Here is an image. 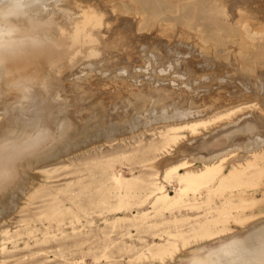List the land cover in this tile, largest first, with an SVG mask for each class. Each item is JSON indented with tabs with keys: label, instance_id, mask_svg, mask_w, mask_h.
Returning <instances> with one entry per match:
<instances>
[{
	"label": "rangeland",
	"instance_id": "rangeland-1",
	"mask_svg": "<svg viewBox=\"0 0 264 264\" xmlns=\"http://www.w3.org/2000/svg\"><path fill=\"white\" fill-rule=\"evenodd\" d=\"M37 1L0 17L32 36L0 53V264H264V60L187 0ZM218 4L264 32V0Z\"/></svg>",
	"mask_w": 264,
	"mask_h": 264
},
{
	"label": "bare ground",
	"instance_id": "bare-ground-1",
	"mask_svg": "<svg viewBox=\"0 0 264 264\" xmlns=\"http://www.w3.org/2000/svg\"><path fill=\"white\" fill-rule=\"evenodd\" d=\"M37 0H0V17L8 15L9 13H11V16H12V13L14 12L15 14H18V17H19V14L22 12V14L25 16V14L23 13V11H25V9L27 8H31V9H36L35 7H37L39 4H41L42 2L41 1H37ZM43 1V0H42ZM136 2H140L143 7H144V10L146 9L147 13H149L150 10L152 9H155V4L157 5L158 3H153L155 0H135ZM221 3L223 2V0H187L185 3H182L181 4V7L183 9V14L182 15V18L181 20H183L186 24H188L189 26H194L198 23V21H201L202 19L203 20H207L208 21V25L209 24H212L213 26H215L221 35H224L225 36H229L232 37V36H240V41L239 42V45L240 46V53H241V57L242 60L245 59V60H252V59H260V60H264V41L262 40V38H264V32L263 31H256L254 30L251 26H249V24H244L243 20L244 19L243 17L244 16H240V20L238 22H236L235 25H232V24H229L228 21H222V17L225 15V14H221L220 13V9L222 7V5H219L218 3ZM156 2V1H155ZM157 2H159L157 0ZM162 2V1H161ZM237 2V1H236ZM248 2V1H247ZM259 2V1H258ZM45 3V2H44ZM163 3V2H162ZM262 3V1H261ZM135 4V3H134ZM140 4V5H141ZM257 4V3H256ZM43 5V3H42ZM224 5V4H223ZM261 5V4H259ZM258 5V6H259ZM129 6V5H128ZM160 6V4H159ZM158 6V7H159ZM162 6V5H161ZM160 6V7H161ZM39 7V11L40 9H42V13L45 11L44 9V6H41L40 5L38 6ZM76 7V6H75ZM139 7V6H138ZM225 7V5L223 6ZM264 7V6H263ZM25 8V9H24ZM78 8V7H77ZM91 8V7H90ZM142 8V6L140 7ZM260 8V7H259ZM23 9V11H22ZM44 9V10H43ZM162 9V8H161ZM242 9V8H241ZM246 9V8H244ZM30 10V9H28ZM82 10H86L85 8H82ZM88 10V9H87ZM86 10V11H87ZM143 10V8H142ZM159 10V9H158ZM250 10V9H249ZM255 10V9H254ZM85 11V12H86ZM90 11V10H89ZM243 11V10H242ZM26 12V11H25ZM224 12V11H223ZM37 15L39 14L38 12H36ZM46 13V12H44ZM146 13V12H145ZM216 13H220L221 15V18L220 17H215V14ZM226 13V12H225ZM34 14V13H33ZM217 14V15H218ZM240 14V13H239ZM251 14V13H250ZM257 14V13H256ZM22 15V16H23ZM26 15H27V12H26ZM43 15V14H42ZM95 14H91L88 12V13H85L84 14V20L81 22L82 26H83V23H84V28L82 29L81 31V28H80V25L77 23L76 25V28L75 30L73 31V33L71 35H73L76 40L74 42H76L78 44L77 41L81 42L84 40V41H89L91 39L90 35L88 36L86 34V30L90 29V27H98V25L100 24V18L99 17H95L94 16ZM244 15V14H243ZM16 16V15H15ZM22 16L20 17V20H22ZM35 16V15H34ZM40 16V14H39ZM83 16V15H82ZM251 16V15H250ZM249 16V17H250ZM26 18L24 19V22L25 20H29V18H27V16H25ZM41 17V16H40ZM46 17V16H45ZM44 17V18H45ZM226 18V16H224ZM253 17V16H252ZM7 18V17H6ZM5 18V19H6ZM10 18V17H9ZM14 18V17H13ZM17 18V17H16ZM43 18V17H41ZM39 18V19H41ZM151 18V17H149ZM177 18V16H176ZM255 18V16H254ZM4 19V20H5ZM95 19V20H94ZM178 19V18H177ZM227 19V18H226ZM258 19V18H257ZM225 20V19H223ZM9 21V20H8ZM7 21V22H8ZM179 21V20H178ZM23 22V21H22ZM35 22V21H34ZM243 22V23H242ZM3 23V22H2ZM5 23V22H4ZM10 23V22H8ZM27 22H25L26 24ZM33 23V21H32ZM101 23H104V21ZM203 24L205 22H202ZM245 23H248V21H246ZM6 24V23H5ZM12 24V23H11ZM3 25V24H2ZM7 25V24H6ZM6 25H3V26H6ZM34 25V24H32ZM31 25V26H32ZM102 25V24H101ZM101 25L99 27H101ZM108 25V24H107ZM206 25V24H205ZM9 26V25H8ZM28 26H30V24H28ZM198 26H201V25H198ZM12 26L9 27V29L11 28ZM33 27V26H32ZM31 27V28H32ZM263 27V26H261ZM6 28V27H5ZM29 28V27H28ZM31 28L27 29V30H30ZM201 28V27H200ZM198 27V30L200 29ZM214 28V29H216ZM1 29V28H0ZM8 29V28H7ZM9 29L7 31H9ZM16 29V28H15ZM213 29V30H214ZM12 30H14V28H12ZM20 30V32L16 35H4V33L1 32L0 30V53L2 51V49H7L10 51V53H6V55L10 56V55H13V57H11V59H9V61H7V65L10 66V68L12 70H18L21 71L24 69V66L26 65L27 61L24 59V56L21 57H17L18 53L19 52H16L17 50L15 51H11L13 48L15 47H12V46H21L23 45L24 43V46L26 45L27 48L28 47H32V46H29V44L31 42H28L32 36H29V31H25L24 29L22 30L21 28L18 29ZM113 30V29H112ZM201 30V29H200ZM262 30H264V28H262ZM216 31V30H215ZM4 32V31H3ZM11 32V31H9ZM8 32V33H9ZM17 32V30H16ZM63 33V32H62ZM200 33V32H199ZM263 34V35H262ZM65 35H66V32H65ZM29 36V38L27 37ZM262 37V38H261ZM235 38V37H234ZM73 39V38H72ZM89 39V40H88ZM25 40H27L26 42H24ZM214 40V39H213ZM231 40V39H230ZM228 40V41H230ZM237 40V39H236ZM233 42V40H231ZM216 42V40H215ZM231 42V43H232ZM235 42V40H234ZM237 42V43H238ZM12 47V48H10ZM17 48V47H16ZM29 49V48H28ZM27 50V49H25ZM28 51V50H27ZM30 51V50H29ZM39 52V51H38ZM32 55V54H31ZM30 55V56H31ZM35 55V54H34ZM5 57V55H4ZM10 58V57H8ZM31 59V58H30ZM25 60V61H24ZM33 61V60H32ZM263 64H264V61H261ZM36 118V117H35ZM12 126V125H11ZM17 132V131H16ZM15 133V132H14ZM31 152V151H30ZM221 162V161H220ZM222 167L220 166V163H217V164H211V165H208L207 166V169L206 171L202 172V174H208V175H213L215 173H217L218 171H220ZM234 173L233 170L229 171L225 176H224V179H228L229 176H231L232 174Z\"/></svg>",
	"mask_w": 264,
	"mask_h": 264
},
{
	"label": "clouds",
	"instance_id": "clouds-1",
	"mask_svg": "<svg viewBox=\"0 0 264 264\" xmlns=\"http://www.w3.org/2000/svg\"><path fill=\"white\" fill-rule=\"evenodd\" d=\"M7 35H11V33H7ZM0 38H2V37H0Z\"/></svg>",
	"mask_w": 264,
	"mask_h": 264
}]
</instances>
